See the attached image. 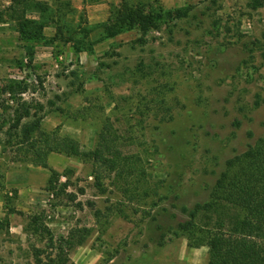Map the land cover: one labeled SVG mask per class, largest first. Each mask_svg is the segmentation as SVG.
I'll return each mask as SVG.
<instances>
[{"label":"rangeland","instance_id":"374dc122","mask_svg":"<svg viewBox=\"0 0 264 264\" xmlns=\"http://www.w3.org/2000/svg\"><path fill=\"white\" fill-rule=\"evenodd\" d=\"M38 1L49 9L44 39L23 42L12 22L0 24V220L9 221L0 264H45L59 247L66 264H207V248L190 247L177 226L208 201L228 159L264 140V0H126L146 13H189L100 41L121 0ZM58 26L63 41H50ZM71 34L97 43L75 54ZM9 81L26 93H1ZM23 103L33 109L20 126L39 121L85 151L108 118L122 152L143 159L147 196L125 195L113 174L98 186L91 162L54 153L49 167L72 174L64 192H46L48 170L13 158ZM39 214L41 236L28 229Z\"/></svg>","mask_w":264,"mask_h":264},{"label":"trees","instance_id":"16d2710c","mask_svg":"<svg viewBox=\"0 0 264 264\" xmlns=\"http://www.w3.org/2000/svg\"><path fill=\"white\" fill-rule=\"evenodd\" d=\"M120 4L110 24L102 26L99 41L133 29L146 33L155 29L160 21L182 19L189 13L188 10L146 13L140 7L129 5L126 0H121ZM48 11V4L38 0H9L8 6L0 8V24L12 22L21 41L37 42L44 39L43 30L49 26L42 21V16ZM60 28H56L57 32L50 41H63ZM64 41L72 42L75 54L91 52L97 43L74 40L72 34ZM26 91V84L9 81L1 93H8L14 100L15 95L21 96ZM17 106L11 123L14 131L21 130L22 142L13 158L20 160L19 155L22 153L25 160L48 170L46 192L52 196L64 192L72 174L71 171L60 174L49 167L47 157L54 153L78 158L84 163L91 162L98 170L97 174L94 173L98 186L106 175L113 174L125 187V195L137 199L147 196L148 180L143 159L122 152L123 143L108 118L102 123L94 148L85 151L73 138L60 136L55 130H42L39 121L20 126L22 120L30 118L33 108L26 103ZM3 120L0 114V122ZM61 176L66 177V180L58 188ZM187 216L186 221L178 224L177 232L187 236L190 247L207 248V264H264V140H257L243 153L228 159L209 193L208 201L195 205ZM28 219V229L33 234L41 236L47 233L43 214ZM8 226V217L5 216L0 220V232ZM58 251L56 258H48L45 264H66L67 259L61 247Z\"/></svg>","mask_w":264,"mask_h":264}]
</instances>
